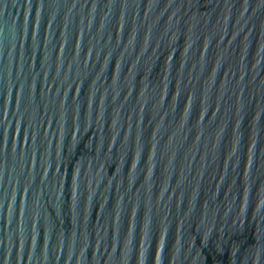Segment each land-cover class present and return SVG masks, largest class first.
I'll return each instance as SVG.
<instances>
[{
  "label": "water",
  "instance_id": "95a60500",
  "mask_svg": "<svg viewBox=\"0 0 264 264\" xmlns=\"http://www.w3.org/2000/svg\"><path fill=\"white\" fill-rule=\"evenodd\" d=\"M0 264H264V0H0Z\"/></svg>",
  "mask_w": 264,
  "mask_h": 264
}]
</instances>
